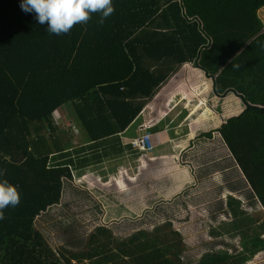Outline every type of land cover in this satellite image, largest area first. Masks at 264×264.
Wrapping results in <instances>:
<instances>
[{
    "label": "trees",
    "instance_id": "obj_1",
    "mask_svg": "<svg viewBox=\"0 0 264 264\" xmlns=\"http://www.w3.org/2000/svg\"><path fill=\"white\" fill-rule=\"evenodd\" d=\"M20 4L0 0V181L7 179L20 194L19 205L6 208L0 219V259L10 247L7 236L33 244L34 229L46 239L36 243L50 241L60 264H244L262 250L264 239L249 232L255 219L244 216L237 203L247 194L264 209V22L258 12L264 0H112L115 11L103 25L93 14L87 24L60 35L48 32L47 23L39 24L35 12H24ZM185 62L212 76L215 95L230 92L243 104L215 129L228 153L219 157L203 150L205 168L195 172L212 169L204 174L206 192L214 188V171L222 174L205 212L216 221L228 210L236 222L234 237L243 238L241 250L217 248L206 244L209 240L190 259L183 256L188 247L182 233L172 225L171 209L183 206L181 201L159 203L160 188L149 199V192L141 196L87 183L88 177L119 176L122 168L137 170L125 155L141 151L132 140L124 143L122 133ZM184 104L176 112H185ZM59 106L78 118L79 143L75 154L55 159L51 153L73 146L67 129L63 144L47 138ZM170 111L167 121L180 124L184 116ZM148 120L134 137L147 133L151 154L157 147L156 121ZM190 140L186 146L200 150ZM149 179L140 180L143 189ZM143 210L136 221L133 214ZM107 211L120 219L101 222Z\"/></svg>",
    "mask_w": 264,
    "mask_h": 264
},
{
    "label": "rangeland",
    "instance_id": "obj_2",
    "mask_svg": "<svg viewBox=\"0 0 264 264\" xmlns=\"http://www.w3.org/2000/svg\"><path fill=\"white\" fill-rule=\"evenodd\" d=\"M257 2H260V0H254V3ZM258 12L264 22L263 4H260ZM187 64L184 63L183 67L187 66ZM211 77L212 76H210V78L206 77V79L202 81L195 80L190 82L188 81V76L184 77V82L176 80L169 81L171 78L169 77L168 81L164 83L159 90V93H166L164 98V102L166 101V105L163 107V111H161L162 114L167 113L170 109L171 113L175 112L177 106L180 105L181 102H186V104L188 105L187 108H190L195 102L198 103L200 100L208 105V107L203 112V114L206 116L204 120H207L209 123L208 128L205 127V123L203 121H201L199 125L193 124L194 118L192 117L196 114H199V112L192 115L191 117H188L187 121L184 122L185 127L187 128L188 135L189 133H192L196 130L201 131V134L198 136V138L194 139V135L198 133L197 131L192 134L193 137L191 136L192 141L195 145L199 146L200 150L192 146H186L187 143L191 142V140H181V136L175 134V132H178L180 130V126L182 125V122H180L179 127H176V125L178 124V121L176 119V121L169 124V130L172 132V136L169 139L170 146H161L160 149V155H163L164 158L155 159L156 155H152V153L156 152L155 147H153L151 154H149L148 152L151 148H149L148 151H142L139 147L136 146V148L141 152H137L135 150L133 155H125L127 162L130 161L131 164L133 163L134 165H138L136 171H131V173H128L125 171V168H122L119 171V176L111 177L106 181H102L100 180V178L98 180L87 176V183L90 186H98L99 188L112 190L114 188L120 192L132 191L129 194L137 191L141 196L149 192V199H153L155 196L151 192L156 191V188H160L161 191L159 193H156V199L157 201H159V203H167V205L169 206L171 205V200L174 198L181 201L183 206L178 204L174 210L171 209L174 215V217H172V225L182 233L184 241L188 247V250L184 252L183 256L184 258L189 259L191 257L197 258L200 255L199 251L201 250V242L210 240L209 242H206V244L210 245L214 243L217 248H224L227 246L229 251H238L241 250L243 241V238L240 234H237V236L234 237V227L236 226V222L234 223L231 221L228 210L222 213V216L216 218V221H214L212 217L207 216V213L205 212V205L207 208L210 207L211 197L219 190V187H217L219 183L218 178L222 174L219 171H214V175L212 177V180L214 178V182L210 183L214 186V188L211 192L210 190L206 192V188L204 185L208 184L209 181H207L206 175L204 174H206V172L209 174L212 169L208 168L207 170H200V174L198 176H195L196 170H198L199 167L203 166L201 162L206 158L205 156H207V154L203 150L210 149L216 156L219 157H221V155L223 154L228 153L226 147L220 141L219 133L215 129H217L219 124L224 122L228 117L233 114L239 113L243 108L241 99L237 95L236 97L238 98H236V100L241 104L237 107L234 106V102L232 101L233 94H231L230 92H228L221 98H216L215 96H213L210 99V89L212 86H210L209 83H211ZM217 102L220 106L219 110H221V112L219 111V113L216 112ZM54 115L57 124H55V129L52 136H50L49 133L47 138L53 140L57 138L58 144H63V142L66 140L64 130L67 129L73 146L68 149L67 152H60V154H57L56 151L55 153H51L50 157L58 159L57 156L59 155H64L66 153L75 154V147L79 143V139L77 137L78 133L76 131H79V128L76 126V119L78 120V118H75L71 114L70 110H68V108L64 109L63 107L60 108V106L56 109ZM141 115H144V113L140 114V116ZM155 120L156 116L152 121ZM138 122L144 121H135L134 119L132 124H130L131 126H133V130H135ZM166 122L168 123V121ZM146 124L147 123H142L141 129L144 128ZM198 126H200V129H197ZM208 131H212L211 137L203 138L202 134ZM126 133L128 134V130H126ZM135 138L137 137H121L120 139L124 143H126ZM178 145H182V147H179ZM228 160L229 158L226 161ZM49 163L53 164L51 160H49ZM221 163H224V161H222ZM155 168L156 170H154ZM203 168L205 167H201L200 169ZM201 171L203 172V174L201 173ZM223 171L226 172V168ZM165 175L170 176V181L167 177H165ZM227 175L229 176V180H231L232 175H234V171L231 173H227ZM181 177L183 179L179 180V182L177 183V179L175 178ZM148 178L152 179L148 180L149 184L146 185L145 189H143L140 180H145ZM82 179V177H73V180L76 182H80L82 181ZM232 184L234 185V181ZM243 195L244 196L241 197L237 204L241 207V209L247 212L246 214H244V216L249 215L252 220L255 219V222L252 223L249 232L250 234H256L264 239V209L260 206L259 202L254 197L247 194ZM95 198H98V196H96ZM225 198L226 196L223 195V199ZM163 200H165V202ZM152 204L156 203L153 202ZM179 205L181 208L178 207ZM105 208L106 206H104V209ZM218 209L223 210V207L221 206ZM133 211H138V209L135 208L133 209ZM139 213L140 214L136 215L133 214L136 221L139 220V215H142L144 213V210L140 211ZM111 217L120 219V217H117L116 213L111 214L107 211L101 216V222L108 223V221L111 220ZM85 220L86 217L83 218V225L85 227L89 226L87 225L88 221L84 223ZM141 220L145 219L141 218ZM221 220H223V222H220ZM208 231L212 234L213 232H218V234L216 235L217 237H210ZM33 233L35 234L32 238L33 244L27 241L19 242L18 239L17 241H15L14 255L16 257L14 258L12 264H60L58 262L60 261L59 257L55 255L52 250L47 248V245H52L51 242L46 241L47 245L44 242H42V244H37L36 242L38 240L46 239L42 235L41 231L34 230ZM7 237L8 238L6 239V245L7 243L10 245V242H12L13 240L11 239L12 236L9 235ZM55 239L62 240V238ZM22 256H31L33 257V261L24 262L22 260ZM8 260V257L2 255L0 264H7L6 261ZM244 264H264V248L254 254L252 258Z\"/></svg>",
    "mask_w": 264,
    "mask_h": 264
},
{
    "label": "clouds",
    "instance_id": "obj_3",
    "mask_svg": "<svg viewBox=\"0 0 264 264\" xmlns=\"http://www.w3.org/2000/svg\"><path fill=\"white\" fill-rule=\"evenodd\" d=\"M20 7L26 13L35 12L37 22L47 23L48 32L55 35L67 34L77 24H87L93 14H99L97 24L103 25L115 11L112 0H21ZM19 203L17 188L7 179L0 181V219L6 208H15Z\"/></svg>",
    "mask_w": 264,
    "mask_h": 264
},
{
    "label": "crops",
    "instance_id": "obj_4",
    "mask_svg": "<svg viewBox=\"0 0 264 264\" xmlns=\"http://www.w3.org/2000/svg\"><path fill=\"white\" fill-rule=\"evenodd\" d=\"M187 63H190V64H187ZM185 64H187V66L183 67V65H182L180 67V69L171 76L169 81L176 80V81L184 82L185 81L184 77H186V76H188V81L189 82L190 81H195V80L202 81V80L206 79L207 76L201 69H199L197 67H194L191 62H185ZM210 80H211V83H209V85L212 86V79H210ZM210 93H211L210 99L213 96H215L216 98H221V97H223V96H225L227 94L226 93V94H223V95H215L212 92V88L210 89ZM165 95H166V93H164V92L159 93V91H158V93L154 96V98L146 103L145 110L140 113V114L144 113V115L140 116V114H139L137 116V118L135 119V121H139V120H143L144 121V122H138V124L136 126V128H138V130H141V124L142 123H146V121L148 119H150V121H152L154 119V117L156 116V120H155L156 121V125H155L156 126V140H155V143L157 144V147H156V152L152 154V155H156L155 159L164 158L163 155H160L161 146H170L169 139L172 136V132L169 130L170 122L169 121H168V123L166 122L168 120V117H166V114H162L161 113V111H163V109H164L163 107L166 105V101L164 102ZM232 98H233L232 101L234 102V106L235 107H237V106H239L241 104V103H239L236 100V98H238V97H236V95L233 94ZM187 106L188 105L185 102V104L183 105V107L186 108L185 112H182V111L179 112V113L176 112V111L173 112V114H175V115L184 116V118L182 120L183 128H185L184 122L187 121L188 117H191L192 115L196 114L197 112H199V114H196L195 116L192 117V118H194L193 119V122H194L193 124L194 125H199L200 122L203 121L205 123V127L208 128L209 123H208L207 120H204V118L206 116L203 114V112L208 107V105L205 104L202 100H200L198 103L195 102L190 108H187ZM216 107H217L216 108V112L217 113H219V111L221 112V110H219L220 106H219L218 102H217ZM169 113H171V111ZM155 121H152V122H155ZM158 125H160V127L162 128L160 131L157 129ZM176 127H179V124ZM197 129H200V126H198ZM126 130H128V134L126 133ZM126 130L122 133L123 135L121 137H133L135 135L134 134L135 130H133V126H130ZM184 130L185 129H181V126H180V130L178 132H175V134L181 136V140L190 139V138L193 137L192 134H194V132L189 133V135H188L187 134L188 133L187 129H186V133L183 132ZM197 132L201 133V131H197ZM198 136L196 138H198ZM166 141H169V142H166ZM15 241H17V239H13L12 242H10V247L6 249V253L4 254V256L8 257L9 259L13 258ZM44 243L46 244V242H44ZM47 248H49L50 250H52L54 252L53 247L51 245L50 246L48 245Z\"/></svg>",
    "mask_w": 264,
    "mask_h": 264
},
{
    "label": "built area",
    "instance_id": "obj_5",
    "mask_svg": "<svg viewBox=\"0 0 264 264\" xmlns=\"http://www.w3.org/2000/svg\"><path fill=\"white\" fill-rule=\"evenodd\" d=\"M147 137H148L147 133L141 137H137V138L132 140V144L139 147L141 150L147 149L148 147L146 148V145H145L146 144L145 141H146Z\"/></svg>",
    "mask_w": 264,
    "mask_h": 264
},
{
    "label": "water",
    "instance_id": "obj_6",
    "mask_svg": "<svg viewBox=\"0 0 264 264\" xmlns=\"http://www.w3.org/2000/svg\"><path fill=\"white\" fill-rule=\"evenodd\" d=\"M225 93H226V92H225ZM225 93H224V94H225ZM34 230H35V229H34ZM34 230H33V231H34Z\"/></svg>",
    "mask_w": 264,
    "mask_h": 264
},
{
    "label": "bare ground",
    "instance_id": "obj_7",
    "mask_svg": "<svg viewBox=\"0 0 264 264\" xmlns=\"http://www.w3.org/2000/svg\"><path fill=\"white\" fill-rule=\"evenodd\" d=\"M37 231V230H36Z\"/></svg>",
    "mask_w": 264,
    "mask_h": 264
},
{
    "label": "flooded vegetation",
    "instance_id": "obj_8",
    "mask_svg": "<svg viewBox=\"0 0 264 264\" xmlns=\"http://www.w3.org/2000/svg\"><path fill=\"white\" fill-rule=\"evenodd\" d=\"M189 185V184H188Z\"/></svg>",
    "mask_w": 264,
    "mask_h": 264
}]
</instances>
